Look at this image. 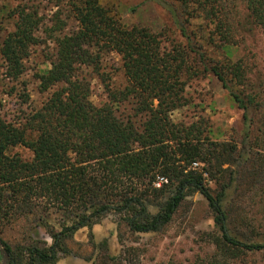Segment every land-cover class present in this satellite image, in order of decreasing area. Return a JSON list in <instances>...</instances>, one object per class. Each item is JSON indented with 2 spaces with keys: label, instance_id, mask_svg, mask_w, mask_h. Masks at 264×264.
I'll list each match as a JSON object with an SVG mask.
<instances>
[{
  "label": "trees",
  "instance_id": "trees-1",
  "mask_svg": "<svg viewBox=\"0 0 264 264\" xmlns=\"http://www.w3.org/2000/svg\"><path fill=\"white\" fill-rule=\"evenodd\" d=\"M48 1L60 8L50 26L32 6L11 8L13 29L0 46L7 76L17 79L30 47L44 41L39 31L55 45L50 67L37 75L39 89L51 90L45 101L20 122L0 115V264H55L70 253L68 239L109 213L131 233L160 232L195 192L216 232H205L214 251L192 264H237L264 253V87L230 56L238 4L264 34V0H159L185 40L168 49L157 33L124 24L99 0ZM68 21L75 24L67 28ZM206 45L223 57L212 58ZM107 52L120 57L127 82L108 88L112 103L98 106L89 99L88 72H98ZM204 73L242 110L239 142L213 139L202 115L172 119L187 103L188 83ZM120 105L127 112L117 114ZM17 145L31 158L11 154ZM158 177L166 182L156 186ZM118 240L119 251L110 253L107 239L95 242L89 232L91 252L81 258L137 264L141 248Z\"/></svg>",
  "mask_w": 264,
  "mask_h": 264
},
{
  "label": "rangeland",
  "instance_id": "rangeland-1",
  "mask_svg": "<svg viewBox=\"0 0 264 264\" xmlns=\"http://www.w3.org/2000/svg\"><path fill=\"white\" fill-rule=\"evenodd\" d=\"M99 1L116 10L124 24L145 26L157 33L161 45L167 49L185 42L176 29L170 12L159 0ZM19 2L37 9L44 25L50 26L54 22L58 7L48 0H0V46L7 32L13 29L12 20L8 17L9 10ZM58 10L60 13V8ZM246 15L243 4L239 3L236 14L239 30L236 32L237 41L230 56L233 61L241 58L247 64L251 80H262L264 87V34L259 28H251ZM74 24L73 21H68L67 28ZM38 34L44 41L30 47L29 54L24 59V72L19 78L7 76L5 64L0 58V115L7 121H22V117L32 109L39 108L51 92L39 89L37 75L50 67L47 59L53 54L55 45L45 33L39 31ZM205 49L212 58L218 59L224 55L223 52H217L212 45H206ZM88 74L89 99L98 106L112 103L108 97V88L122 89L127 82L120 57L114 52L104 53L98 72ZM184 94L187 103L172 112L173 120L191 121L202 115L208 118L213 139H232L236 142L241 140L242 110L236 107L230 94L213 74L204 73L192 79ZM127 110V107L123 110L120 105L116 113L121 114ZM10 153L23 159H30L32 156L31 151L21 145L11 148ZM152 211L155 209L152 208ZM89 232L95 242L107 239L110 253L119 251L120 238L125 245L140 247L141 254L137 264H192L198 257L214 251V245L205 232L215 233L216 228L206 200L195 192L182 201L172 221L157 233H131L118 215L107 214L91 228H81L68 239L66 243L70 253L60 254L55 264H90L81 258L91 252ZM9 234L11 232L7 231L4 236L8 237ZM39 234L42 239L50 242V238L43 231ZM237 264H264V253L249 254L245 261Z\"/></svg>",
  "mask_w": 264,
  "mask_h": 264
},
{
  "label": "built area",
  "instance_id": "built-area-1",
  "mask_svg": "<svg viewBox=\"0 0 264 264\" xmlns=\"http://www.w3.org/2000/svg\"><path fill=\"white\" fill-rule=\"evenodd\" d=\"M196 163H193V166H196ZM166 182V179H164L163 177H158L157 178V182L155 183L156 186H159L161 182Z\"/></svg>",
  "mask_w": 264,
  "mask_h": 264
}]
</instances>
